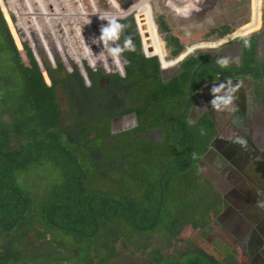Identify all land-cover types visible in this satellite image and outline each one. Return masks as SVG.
<instances>
[{"label": "trees", "instance_id": "16d2710c", "mask_svg": "<svg viewBox=\"0 0 264 264\" xmlns=\"http://www.w3.org/2000/svg\"><path fill=\"white\" fill-rule=\"evenodd\" d=\"M8 1L0 0V115L9 113L12 119L7 124L0 123V264H108L118 258L122 247H129V255L135 252L147 260V264H216L203 259L206 254L191 244L185 246L188 249L185 252L162 254L159 248L146 241L150 235H157L154 232L160 228L165 233L162 237L157 235L160 245L171 248V244L180 241V227L187 222L194 229L202 227L212 207L210 203H204L203 207L196 205V196L202 199L201 204L204 200L207 202L205 191L196 187L188 192L195 193L188 206V194L182 187L186 184L173 180L175 175L184 179L193 172L190 166L181 171L190 150V138L183 132L188 131L192 136L191 160L194 163L203 155L210 140L207 122L201 119L195 124L189 123L188 110L174 122L173 130L170 129V123L185 105L189 76L198 59L184 58L174 76L163 82L155 46L144 28L140 4L136 2L128 10H119L110 0H87L91 10L85 20L90 19L97 26L96 31L93 28L88 31L89 38L85 37L90 40L95 36V46L93 49L90 45L84 46L87 43L84 39V45L75 46L71 54L66 52L69 44L66 46L61 40L65 50L61 58L67 61L65 68L68 69L60 76L59 68L64 67L59 60L54 68L39 61L41 47L49 41L33 32L28 38L27 27L24 28L26 36L21 31L19 24L23 26L28 19H34L32 14L17 9L13 13ZM80 1L85 3V0ZM113 19L125 27L119 39L104 40L101 29ZM240 30L235 35H239ZM159 31H164L161 24ZM213 32L223 36L232 29L224 25ZM239 37L247 65L252 64L255 41L250 36ZM126 39L131 40L134 51L125 48ZM147 39L152 50L145 43ZM164 41L172 58L178 60L181 54L190 52V48L183 50V41L176 36L166 35ZM117 46L122 51L113 57L109 49ZM199 58L206 59L207 55ZM167 62L173 63V59ZM210 74L214 72L209 67L199 68L192 81V90L198 81ZM82 81L84 85L79 84ZM76 87L82 91L81 96L77 95ZM60 90L63 96L69 90L77 96L73 100L75 104L64 108V122L58 103L62 96ZM131 113L135 114L137 125L130 135L133 133L134 138L141 141L140 154L144 155V147L152 144L144 138L146 133L160 130L173 148L170 166L153 173L149 172L148 164L138 167V162L130 163L136 175L128 182H132L130 187L136 192L145 191L143 195L137 193L141 199H130L126 194L128 197L118 200L88 193L83 187L82 162L74 154L76 148L71 151L70 144L74 142L84 147L86 141L91 145L98 142L99 148L89 150L97 159H101V152L111 145L122 150L125 159L133 158L134 153L126 152V145L119 142L121 135H110L109 125L97 127L102 122ZM68 128L76 135L67 134L63 142V130ZM54 138L58 139L55 143L51 140ZM123 161L118 165L122 166ZM34 166L36 170L31 169ZM53 167L59 171L60 180L56 181L51 174ZM24 180L27 186L23 188L19 181ZM192 184L195 186V181ZM176 193L183 198L172 208L164 202V195L173 198ZM159 196L162 201L158 210ZM131 197L137 196L132 194ZM164 209L168 217L165 212L163 214ZM174 213L178 217L169 218ZM60 233L63 235L60 240L55 239ZM35 249L38 251L34 252Z\"/></svg>", "mask_w": 264, "mask_h": 264}, {"label": "crops", "instance_id": "0c3cea01", "mask_svg": "<svg viewBox=\"0 0 264 264\" xmlns=\"http://www.w3.org/2000/svg\"><path fill=\"white\" fill-rule=\"evenodd\" d=\"M110 1L116 5L113 0ZM136 1L143 11L144 28L147 33L156 31L148 0ZM256 1L249 0V4H254ZM163 2L165 4V1ZM183 2L184 0L167 2L168 5L170 3L169 8L173 12L181 13L178 14L180 18H183V8H185ZM249 8V13L252 9L254 11L253 6ZM263 29L249 34L255 41L252 64L247 65L248 60L243 56L244 49L241 42L235 40L228 42V39L224 38L207 42L200 47L197 45L198 57L207 55L206 59H200H210L224 73L253 65L263 66ZM222 42L217 50H203ZM170 58L172 60L174 57ZM261 78L262 83L256 85L254 80ZM192 92L191 104L187 109V120L191 124L201 119L207 122L210 131L208 143L212 146L211 148L207 146L203 155L196 160L191 173L196 183L192 188L208 187L210 192L205 203L212 204L210 213L203 219V226L196 227L195 234L205 238L211 235L210 241L206 239L208 245L213 246V242H218L224 248L221 251L218 246H213L212 253L217 259L216 264H264V259L261 260L257 253L260 247L264 251V243L258 245L253 237L247 239L249 232L251 233L252 230L256 232V228L264 235V177H260L261 179L258 178L259 176L256 177L260 169L257 162L261 160L264 162L256 156L257 152H264V71H249L230 80H218L215 74H210L198 81ZM131 114L112 118L109 124L110 135L118 134L122 139H128V136L134 138L133 133L130 135V131L136 127L137 121L135 124L136 119L134 120ZM164 135L165 133L154 129L146 133L144 138L153 146L158 144L165 149H173ZM170 154L168 152L169 159L172 157ZM157 160L159 158L153 156L152 163ZM237 175L240 181L236 179ZM182 187L184 191L190 189L186 185ZM247 187L255 193V198L248 199L245 196L243 188ZM214 191L217 193H213ZM227 207L229 210H225ZM183 225L188 227V232L194 229L189 222Z\"/></svg>", "mask_w": 264, "mask_h": 264}, {"label": "rangeland", "instance_id": "374dc122", "mask_svg": "<svg viewBox=\"0 0 264 264\" xmlns=\"http://www.w3.org/2000/svg\"><path fill=\"white\" fill-rule=\"evenodd\" d=\"M8 1V0H7ZM118 3V0H113ZM135 2L136 0H132ZM193 3L191 7V11L189 14H183V18H180L179 15L175 12H173L168 6H166L163 2V0H148L147 3L151 8L153 22L156 26V32L160 35L161 38H163L164 35H172L179 38L181 41H183V44L186 46L191 45L193 43H196L198 41L203 42H214L215 40H220L224 36L216 35L213 30L221 27V26H228L232 29V31H235L236 27L240 24L244 23L248 19V13H249V0H191ZM11 2V3H10ZM8 5L11 8V11L13 10H20L19 12H27V14H32V17L34 19H28L26 23L27 31L28 33L32 30L33 33H35L36 36L42 37V40H47L49 42H45L46 44H43L42 52H40L41 56L39 58V61H44L45 64L51 68H54L58 64H56V61L58 60L61 62L62 68H59L60 76L61 74L64 76L65 72L68 68H65L67 65V61L62 57V52L64 50L63 42L69 44V48L67 46L68 51L66 52L73 54L74 47L79 46L80 44L84 45V39L87 40L86 45H90L92 48L95 41V36H93V39L90 38L88 40V31H91L92 28L94 31H96L97 24L93 21H90V19L85 20V16L90 15V4L87 0H85V3H82L80 0H9ZM92 12V11H91ZM14 13V12H13ZM128 16V15H127ZM126 16V17H127ZM16 19V18H15ZM264 19V0L262 4L261 9V21ZM33 21V23H32ZM45 21V23H44ZM33 24V29L32 25ZM160 24L164 26V31H161L159 33L158 29L160 28ZM261 28V27H260ZM45 32L47 35H45ZM24 34V33H23ZM87 36L88 38H86ZM31 35L28 37L30 38ZM60 38V39H59ZM74 39V40H73ZM63 42H62V41ZM70 40H73L71 42ZM184 46V45H183ZM93 49V48H92ZM73 50V51H72ZM166 50V49H165ZM203 50L208 51L207 48H204ZM65 51V50H64ZM86 52L88 50L85 49ZM183 51V50H182ZM169 51L166 50L165 53V60H170V56L168 55ZM73 57H77L76 55H73ZM55 65V66H54ZM62 69V70H61ZM104 80V79H103ZM85 81H82L79 84L84 85ZM78 86L82 88L81 85ZM76 91L78 96L82 95V91L79 90V88L76 87ZM80 91V92H79ZM61 94V90H60ZM62 95V94H61ZM76 94L73 91H67L65 96H59L58 103L60 105V115L62 122L65 121V110L64 108L66 106H70L72 103L75 104ZM65 98V100H64ZM66 101V102H65ZM74 118V116H73ZM73 118H70L71 120ZM77 116L75 115V119ZM112 119L109 120V122L100 123L98 124V128L106 127L110 124ZM11 115L9 113L3 112L0 115V123H9L11 122ZM61 122V123H62ZM108 123V124H107ZM107 128V127H106ZM109 129V127H108ZM69 134L71 137L72 135L75 136L76 132L71 133L70 129H64L63 130V142L65 140L66 135ZM110 134V131H109ZM138 136V134H136ZM60 139V137H58ZM58 139H51L54 143L58 141ZM83 141V139H81ZM109 140V139H108ZM133 140V141H132ZM108 142V141H107ZM119 142H122L126 145V152L131 151L133 152V158L128 157L125 159L124 152L118 148L111 145V147H107L104 152L102 151L100 154L101 159H97L96 155L90 154V149L99 148L97 147L98 142H95L93 145H91L90 141L84 142V147L76 146L74 142L70 144L71 151H74L76 157L80 159L83 165V187L85 190L94 195L99 196H106L108 198H114L118 200L125 199L126 196L129 195L130 199H141L137 193L140 191L134 190L133 187L131 188V183L128 182L136 175L133 170L130 168V163L132 162H138V167L140 165H147L148 164V170L149 172H158L161 168L165 166H170V159L168 152H170L172 155V149H165V147H162L158 144H154V146L151 144L148 148H145V154H140L142 151V146L139 145L141 141H138V138L134 139H120ZM117 146V145H116ZM90 150V151H89ZM124 155V156H123ZM153 156L155 158H159V162L155 161L153 163H149L153 161ZM125 159V160H124ZM124 160V161H123ZM123 161V165L119 166L118 163ZM112 162V163H111ZM111 163V164H109ZM50 167L49 165H47ZM194 162L190 164V167L193 168ZM97 167V168H96ZM129 168L131 170H129ZM32 170H36V167H31ZM98 169V170H97ZM56 168H52L51 174L55 176L56 181L59 179L60 174L59 171H56ZM97 170V171H96ZM101 170V171H99ZM123 170L124 173H123ZM129 170V173H128ZM38 171V170H37ZM47 172V168L45 170ZM128 173V175H127ZM130 175V176H129ZM129 177V178H128ZM131 177V178H130ZM154 178V176H151ZM54 180V179H52ZM60 180V179H59ZM173 180L176 181H182L181 183H185L186 186H189L190 189L187 190V204L188 206L191 201L193 202V196L195 193H188L191 190H193L194 184H192L195 180L194 177L188 173L184 179L180 178L179 176L175 175V178ZM42 181V180H41ZM139 177H138V188H139ZM19 183L24 186H27V181L24 180L23 182L19 181ZM30 186V184H29ZM204 188V187H203ZM209 190V188H206ZM205 188L204 189H198L200 191H205L206 196H208V192ZM143 190V189H142ZM145 191L140 192L139 194H144ZM136 194L135 197H131ZM171 195V194H170ZM176 195V196H175ZM179 194H174L173 198H169L168 194L164 195V202L171 206L172 208L175 206V204L182 200L183 197H179ZM172 196V195H171ZM170 196V197H171ZM202 200V199H201ZM199 198H195L196 205L198 207H203L204 202L202 204ZM165 212V209L163 210V214ZM171 215L170 217L177 218V214ZM200 215H203V211L200 212ZM165 216L168 217V212H165ZM189 230L187 226H185L178 235V238L180 239L179 243L171 244V248H163L164 245H160L161 241H159L158 236H164L162 230L159 228L158 230H155L154 234L157 235H150L147 238V242L152 243L155 248H159L161 250L162 254H169L170 252H185L186 249L185 246L188 244H191L193 246H196L206 252L205 259L207 262L216 261L217 259L214 257V248L219 247L221 251H223V247L220 246L218 242H213V246L208 245L206 242L205 236L200 237L198 234L196 235V231ZM183 233V235H182ZM61 234V233H60ZM60 236H63L62 234L54 236L55 239L58 238L60 240ZM30 238V235L27 236ZM212 238L207 239L210 241ZM159 241V242H158ZM129 247H122L119 249V256L116 260H114L111 263L108 264H147V260L141 259L140 256H138L135 252L133 256L129 255L130 252ZM38 250L35 249L34 252ZM216 255V254H215ZM218 256V255H217ZM185 257V256H184ZM201 259V258H200ZM204 261V260H203ZM156 263V262H155ZM158 264H161V262H158ZM209 264V263H208Z\"/></svg>", "mask_w": 264, "mask_h": 264}, {"label": "water", "instance_id": "95a60500", "mask_svg": "<svg viewBox=\"0 0 264 264\" xmlns=\"http://www.w3.org/2000/svg\"><path fill=\"white\" fill-rule=\"evenodd\" d=\"M20 11V10H19ZM26 23L25 22L23 24V26L21 24H19L21 26V30L23 31V33L25 34L26 36V29L24 30V28H26ZM156 27V26H155ZM157 30V29H156ZM159 38L160 35H158ZM224 36V35H223ZM162 42H163V39L161 38ZM217 41V40H215ZM146 45L148 47V49L152 50V47L150 45V41L147 40L146 42ZM223 44L222 43H219L217 46H214V47H209L207 48L208 51H211V50H217L221 45ZM184 47H186L185 44H183ZM184 50V49H183ZM198 50L197 49H194L192 50L191 52H189V54L187 53H183L181 54L182 57L179 58L178 60H176L172 65H169L167 67H162L161 65V62H160V59L157 55L156 56V59L159 63V69L160 71L162 72V81L163 82H167L171 77L174 76V74L176 73L177 70L180 69V66H179V63L184 59L186 58L187 56H193L195 58L198 59V63L195 65V67L192 69L191 73H190V76H189V80H188V84H187V92H186V102H185V105L183 107V109L180 111V113L173 119V121L170 123V129L173 130V126H174V122L179 119L183 114L184 112L189 108V105L191 104V99H192V81H193V78H194V75L195 73L197 72V70L203 66H206V67H209L210 69L213 70L214 74L217 76L218 80L219 79H224V80H230V79H235L237 78L239 75H242L246 72H249V71H254V70H260V71H264V67L263 66H251V67H247V68H240L234 72H230V73H224L222 72V70L217 66L215 65L213 62H211L210 59L208 60H202L198 57V54H197ZM169 53V52H168ZM179 55V56H181ZM175 58V57H174ZM170 70V72L168 71ZM254 83L256 85H259L260 83H262V78L260 80H254ZM131 116L133 117V119L135 120L136 117H135V114L132 113ZM135 124H136V120H135ZM185 135H187L189 138H190V150H189V156H188V160H187V163H186V166L185 168H183L181 171H186L187 168L190 166L191 164V158H192V152H193V140H192V136L191 134L188 132V131H184L183 132ZM208 147H212L211 146V143H208ZM264 157V156H263ZM264 160V158H263ZM160 184V179L158 180V185ZM161 201L162 199L159 198V203H158V210L160 208V205H161ZM225 210H229V208L227 207ZM258 228H256V232L252 231L251 234V237H253V239L255 240L256 243H258V245L260 244H263L264 243V235L259 233ZM249 234L247 235V239H249ZM252 239V238H251Z\"/></svg>", "mask_w": 264, "mask_h": 264}, {"label": "flooded vegetation", "instance_id": "af4514ba", "mask_svg": "<svg viewBox=\"0 0 264 264\" xmlns=\"http://www.w3.org/2000/svg\"><path fill=\"white\" fill-rule=\"evenodd\" d=\"M163 1H165V5H167L168 7H170V3H169V5L167 4V2H171V0H163ZM115 3H116V6L118 7V9L119 10H128L129 8H130V6H132L133 4H135L137 1H135V2H133L132 0H118V3L116 2V1H114ZM192 1L191 0H184V2H183V4H184V6H185V8H183V13H182V16H183V14H188L189 15V11L191 10V7H192V5H193V3H191ZM262 4H263V0H257L254 4H252L251 3V5L250 4H248L249 6H248V8L249 7H251V6H253V8H254V11H253V9H252V13L250 12L249 14H248V19H247V21L246 22H244V23H242V24H240L239 26H237L236 27V29H235V31H234V33L230 36H224L223 38L224 39H230L232 36H236V38H235V40H237V41H239V42H241V38L239 37V35H241L242 37H244L245 39L246 38H248V36H249V34H251V33H253V32H256V31H258V30H260V29H263L264 28V19H262L263 21H261V9H262ZM250 9V8H249ZM176 13L177 14H181V13H179V12H177L176 11ZM257 15V16H256ZM180 17V16H179ZM184 17V16H183ZM261 27V28H260ZM241 29V30H240ZM159 30V29H158ZM238 30H240V34L239 35H235L237 32H238ZM264 30V29H263ZM159 33H161L160 31H158ZM233 32V31H232ZM231 33V32H230ZM229 33V34H230ZM158 34V33H157ZM159 35V34H158ZM165 36L166 35H164L163 36V46H164V49H166V50H168V48H166L165 46V41H164V39H165ZM251 37V36H250ZM223 38H221V39H223ZM148 40V39H147ZM146 40V41H147ZM178 40H180L179 38H178ZM201 42L202 41H198V42H196V44H198V46L200 47V46H202V45H205V44H207V42H204V43H202L201 44ZM241 45H242V48L244 49V47H243V44H242V42H241ZM189 50H191V49H189ZM169 51V50H168ZM211 51H214V50H211ZM254 66V65H253ZM255 66H258V65H255ZM248 67H251V66H248ZM263 67H264V65H263ZM245 68H247V67H245ZM238 70V69H237ZM178 71V70H177ZM236 71V70H235ZM257 143H259V144H261V142H257ZM257 158H260V159H263L264 157V152L263 153H261V152H257ZM262 161V160H261ZM261 161H258L257 163H259L258 164V172H257V175H256V177L257 176H259L258 178L259 179H261V178H263L264 177V171H263V169H264V165H263V163L264 162H261ZM170 168H173V167H170ZM168 169V168H167ZM261 177V178H260ZM160 179V178H159ZM236 179H238L239 180V176L237 175L236 176ZM240 181V180H239ZM256 184H257V182H256ZM258 185L260 186V184L258 183ZM259 188V187H258ZM214 189V188H213ZM242 190V189H241ZM244 191V192H243ZM243 193L244 194H246L245 196L248 198V199H250V197L251 198H255V193L251 190V188H249V187H247V188H243ZM209 192H210V190H209ZM216 191H214L213 193H215ZM217 193V192H216ZM257 196H259L258 194H257ZM159 198H161L162 199V197L161 196H159ZM215 198H216V196H215ZM185 227V225H182L181 227H180V231L183 229ZM193 230V229H192ZM195 230V229H194ZM253 231V230H252ZM210 234V233H209ZM209 234H207V235H209ZM182 235H183V233H182ZM251 233L249 232V239H251L252 237H251ZM253 236V235H252ZM211 237V235L210 236H207V238H205V239H209ZM261 248V247H260ZM258 249L257 250V253H258V256L261 258V260L262 259H264V251L262 250V249Z\"/></svg>", "mask_w": 264, "mask_h": 264}, {"label": "clouds", "instance_id": "9594fccd", "mask_svg": "<svg viewBox=\"0 0 264 264\" xmlns=\"http://www.w3.org/2000/svg\"><path fill=\"white\" fill-rule=\"evenodd\" d=\"M45 23V21H44ZM124 25H121L119 23H116V21L113 19L109 22V24L107 26H103L101 29L102 32V36L101 38L104 40H114V39H119V35L122 31V29L124 28ZM22 31V30H21ZM32 32V31H31ZM29 32V36L30 33ZM23 33V31H22ZM25 35V34H24ZM125 48H128L129 50H133L134 48L131 47V40L130 39H126L125 42ZM122 49L120 47H115V48H110L109 52L111 53V55L113 57H117L120 53H121ZM123 75V72L121 73ZM218 90V89H216ZM228 101H225V103H227ZM213 104H215V101H213Z\"/></svg>", "mask_w": 264, "mask_h": 264}, {"label": "bare ground", "instance_id": "6f19581e", "mask_svg": "<svg viewBox=\"0 0 264 264\" xmlns=\"http://www.w3.org/2000/svg\"><path fill=\"white\" fill-rule=\"evenodd\" d=\"M150 35H151V40H152V42H153V44L155 46L156 52H157V56L160 59V62H161L162 67H167L168 65L173 64L177 59H176V57L173 58V63H169V62H167L164 59L165 58V52H164L163 42H162L161 38H159L157 32L156 31L150 32ZM201 43H203V41ZM197 45L198 44L193 43L191 45L186 46L185 48L186 49H189L190 48L191 49L190 52H191L194 49H199L197 47Z\"/></svg>", "mask_w": 264, "mask_h": 264}, {"label": "built area", "instance_id": "2783aa9c", "mask_svg": "<svg viewBox=\"0 0 264 264\" xmlns=\"http://www.w3.org/2000/svg\"><path fill=\"white\" fill-rule=\"evenodd\" d=\"M233 33H234V31L231 32L230 34L225 35V36H229V35L231 36ZM235 38H236V36H232V37L228 40V42L235 40Z\"/></svg>", "mask_w": 264, "mask_h": 264}]
</instances>
